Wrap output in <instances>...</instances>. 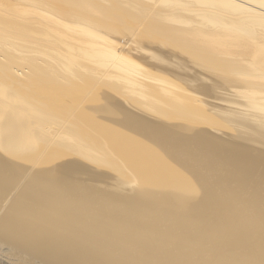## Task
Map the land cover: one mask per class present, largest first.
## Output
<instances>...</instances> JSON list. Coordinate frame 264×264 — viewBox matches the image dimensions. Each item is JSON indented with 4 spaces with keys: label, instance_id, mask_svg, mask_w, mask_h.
I'll list each match as a JSON object with an SVG mask.
<instances>
[{
    "label": "bare ground",
    "instance_id": "1",
    "mask_svg": "<svg viewBox=\"0 0 264 264\" xmlns=\"http://www.w3.org/2000/svg\"><path fill=\"white\" fill-rule=\"evenodd\" d=\"M114 22L141 61L157 59L151 38L160 37L238 87L225 82L224 106L203 111L212 85L166 86L163 74H151L159 65L147 72L100 33ZM161 57L177 73L179 57ZM82 85L95 94L79 122L59 120L64 104L56 115L39 103L44 89H70L68 97ZM197 116L213 131L203 132ZM80 120L101 135V150L84 142ZM40 144L50 147L47 157L78 149L119 174L123 162L131 192L81 187L72 172L59 181L54 165L41 170L42 187L38 168V178L26 172ZM256 146L264 149V0H0V236L68 264H264V151Z\"/></svg>",
    "mask_w": 264,
    "mask_h": 264
},
{
    "label": "rangeland",
    "instance_id": "2",
    "mask_svg": "<svg viewBox=\"0 0 264 264\" xmlns=\"http://www.w3.org/2000/svg\"><path fill=\"white\" fill-rule=\"evenodd\" d=\"M113 24H114V26H113ZM115 24L117 25V24H119V23H117V22H114V23H112V26H113V28H114V30H115V33H114V30L112 31V30H109V29H107V30H104V29H101V31H100V33L101 34H109V35H111V32H112V35H111V37H109V35L108 36H106V37H108L110 40H112L113 41V46H114V48H116V50L117 51H119V52H121V53H123V55H126L127 54V56L129 57L130 55H132V56H130V58H132L133 60H137V65L138 66H140V67H142L143 68V65H144V69H146V71L147 72H149V73H151L152 72V68H153V64L155 65V66H158L157 68H155V66H154V72H152L151 74L153 75L154 74V76L156 77V78H160L161 76H163L164 78H162V80H164V82L163 83H165L166 84V86H169V87H172V88H174V83H175V87H178V88H182L183 90H187L189 87H191V88H193V90L195 89V88H197V86H198V83L199 82H201V83H204V84H208V85H212L211 86V90H210V92L212 91V90H214V91H212V92H214V93H212L211 92V94H210V92L208 93V95H202L203 97L202 98H200L201 96L200 95H198V94H195L196 96L198 95L199 96V98H200V103L201 104H199V105H201L202 106V108H204L203 109V111H206V112H208V113H210V114H217L218 113V109L219 108H222V106L221 105H223L224 103L222 102L223 100H221V98L222 99H224V100H226V98H227V100H228V98H230L228 95H227V92L225 91V89L227 90V88L229 87V86H227L228 84L230 85V89L231 88H233V87H238V86H234L235 84L234 83H231V82H227V80L226 79H224V77H222L221 76V74H219V73H217V72H213V71H211L210 69H208L207 70V68H205L204 67V69H206V70H204L203 69V66H200V64L199 63H194V61L190 58V57H186V56H184L185 54L184 53H181V52H179V51H176V52H174V50L172 49L173 48V46H175V44L173 43V42H170V41H166V40H164V39H161L160 37H157V39L158 40H154V38H151V39H153V41H154V44L155 45H153V49H154V54H155V57H157V59H150V63H147V62H144L143 60L141 61V59L138 57H136L135 55L133 56V50L131 51V52H129V54H128V45H126L125 43H127L126 41H127V38H125V37H123V35H125V29H123L122 30V28H124L123 26H121L120 24H119V27L121 28H119V27H116L115 26ZM116 28V29H115ZM120 30V31H119ZM117 31V32H116ZM119 32H123V34H121L120 35V33ZM106 34V35H107ZM119 34V35H118ZM105 36V35H104ZM112 37H114V38H112ZM119 37V38H118ZM118 38V39H117ZM125 38V39H124ZM132 40H134L133 38H132ZM131 40V41H132ZM161 41V42H160ZM125 42V43H124ZM156 42V43H155ZM160 42V43H159ZM162 42H165V43H168L169 45L167 46L166 44H161ZM119 43V44H118ZM162 45V46H161ZM154 46H155V48H154ZM172 46V47H171ZM126 47V48H125ZM151 48H152V46H150ZM165 47H169V48H167L168 50H166V48ZM171 47V48H170ZM149 48V47H148ZM150 48V49H151ZM165 48V49H164ZM153 49H151L152 51H153ZM157 49H158V52H156L157 51ZM160 49V50H159ZM161 49H163V53H161L162 51H161ZM170 49V50H169ZM129 50H131V49H129ZM160 51V52H159ZM173 51V52H172ZM125 52H126V54H125ZM166 52V53H165ZM170 53V54H168V53ZM159 53V54H158ZM163 54V55H162ZM167 55V57L168 56H170V58H173V59H175L176 57L178 58V62L180 63L178 66H179V68L176 70V72L177 73H175V74H179V75H181V77H179L178 75L176 76L174 73H171L170 72V68L167 66V64L166 63H164V62H161V61H159V59H160V57H161V59H163V60H166L167 59V57L165 58V56ZM180 54H182L181 56H179ZM161 55V56H160ZM174 55H177L176 57L174 56ZM164 56V57H163ZM174 56V57H173ZM181 57V58H180ZM184 57L185 58H187V59H185L184 60ZM137 58V59H136ZM177 58L175 59V60H177ZM183 58V59H182ZM140 61H141V63H140ZM180 61H185V62H180ZM193 62V63H190V62ZM143 62V63H142ZM159 62V63H158ZM142 64V65H141ZM150 64H152V65H150ZM185 64V65H184ZM187 64V65H186ZM145 65H147V66H145ZM149 65H150V67H149ZM160 65H161V67H160ZM163 65H165V66H163ZM183 65V66H182ZM196 65H197V67H196ZM169 68H167V67ZM177 66V65H176ZM181 66V67H180ZM188 66V67H187ZM146 67H149V68H146ZM160 67V68H159ZM192 68V69H191ZM196 68H197V70H196ZM199 68H200V71H199ZM160 69V70H159ZM164 69V70H163ZM165 69H166V71H165ZM195 69V70H194ZM157 70V71H156ZM167 70H169V71H167ZM192 70V71H191ZM203 70V71H202ZM145 71V70H144ZM162 73H161V72ZM191 71V72H190ZM200 72V74H199V72ZM206 71V72H205ZM212 73H211V72ZM186 72V73H185ZM203 72V73H202ZM156 73V74H155ZM171 73V74H170ZM192 73H193V75H192ZM195 73V74H194ZM206 73V74H205ZM216 73V74H215ZM160 74V75H159ZM163 74V75H162ZM203 74H204V76H203ZM218 74V75H217ZM175 77H174V76ZM160 76V77H159ZM167 76H168V78L169 79H167ZM183 76V77H182ZM192 76V77H191ZM207 76V77H206ZM210 76V77H209ZM213 76V77H212ZM178 77V78H177ZM186 77V78H185ZM189 77H191L192 78V80H191V78H189ZM203 77H204V79H203ZM87 77H85V79H86ZM209 78V79H208ZM212 78H213V80H212ZM219 78H222V79H220L219 80ZM82 79H84V78H82ZM173 79V80H172ZM176 79H178V80H176ZM184 79V80H183ZM186 79V80H185ZM187 79H189V80H187ZM171 80V81H170ZM191 80V81H190ZM199 80H202V81H199ZM223 80H225L223 83H222V81ZM174 81H176V82H174ZM186 81V82H185ZM188 81H189V83H188ZM206 81V82H205ZM182 82V83H181ZM225 82H227V85H226V83ZM173 83V84H172ZM178 83V84H177ZM194 83V84H193ZM212 83V84H211ZM219 83H222V86H220V84ZM231 83V84H230ZM188 84H189V86H188ZM190 84H191V86H190ZM197 84V85H196ZM214 84V85H213ZM224 84H225V86H224ZM233 84V85H232ZM176 85H178V86H176ZM83 86V85H82ZM180 86V87H179ZM182 86V87H181ZM186 86H188V88L186 87ZM196 86V87H195ZM216 86V87H215ZM227 86V87H226ZM233 86V87H232ZM86 87L87 86H83L82 87V90L81 91H76L75 89V91L72 89L71 90V92L74 94V92H76V93H78V94H74V95H72V93L69 95L68 94V97H66L67 96V93L68 92H70V89H64L65 90V94L66 95H64V93H63V90L62 89H60V90H62V94L64 95H62L61 93H59V92H61L60 90H59V92H58V90H56L58 93L56 94L55 93V91H53V89H51L52 91H50V93L51 94H47L48 92H46L47 90L46 89H44V88H46V87H44V88H41L42 89V91H43V89L45 90V92L43 91L42 93H44L43 95L44 96H42L43 97V99L42 98H39V103L42 105L46 100V103H44L43 105H42V108H44L43 106H45L46 108H47V106H48V108H49V106L50 107H52V106H54V107H52V108H47L48 109V111L50 110L51 112H53V111H55V113L54 114H56L57 115V113L58 112H56V111H58V109H59V111L61 110V108L64 106V108H62V110L63 111H61L58 115H59V117H61L60 119H59V117H58V119L60 120V121H62V118H63V121H67L68 120V122L70 121V122H74V123H76V122H79V120H78V118L80 117L79 115H77L78 113H79V109H81V108H83V106L85 105V102L86 103H88V98H89V96L91 97V95H94L95 94V90L94 89H91L90 87L89 88H87L86 89ZM184 87H186L185 89H184ZM195 87V88H194ZM221 89H220V88ZM224 87H225V89H224ZM59 88V87H58ZM191 88H189V90H192ZM228 88V89H229ZM55 89H57V88H55ZM69 90V91H68ZM84 90H87V91H84ZM89 90H91V91H89ZM220 90V91H219ZM222 90V91H221ZM223 90H224V92L226 93V94H222L223 93ZM34 91V90H33ZM68 91V92H67ZM26 92V91H25ZM67 92V93H66ZM79 92H81L80 94H79ZM85 93V96H84V94L83 93ZM93 92V93H92ZM37 92H35L34 94H36ZM41 93V94H42ZM46 93V94H45ZM54 93L56 94V95H54ZM87 93H89L88 95H87ZM82 94H83V96H82ZM217 94V95H216ZM48 97H47V96ZM57 95H58V97H57ZM60 95H62L63 97V99L61 98V96ZM76 95V96H75ZM77 95H78V98H77ZM209 95H211V97L209 96ZM51 96H53V97H51ZM55 96V97H54ZM79 96H82V97H80L79 98ZM222 96V97H221ZM225 98H224V97ZM46 99H45V98ZM50 97H51V99H50ZM86 97H88V98H86ZM75 98V99H74ZM216 98V99H215ZM27 99V98H26ZM29 100L31 99V97L30 98H28ZM48 99H49V101H48ZM68 99H69V101H71V100H74V101H71V102H69L68 101ZM77 99V100H76ZM85 99V100H84ZM93 98H90L89 99V102L92 100ZM114 99V98H113ZM118 99V98H117ZM116 98L114 99V101L115 100H117ZM36 100H38V98H35V99H31V101H34V102H36ZM42 100V102L43 103H41L40 101ZM50 100H51V102H50ZM75 100H76V102H75ZM53 101V102H52ZM65 101V102H64ZM69 102L68 104H67V102ZM80 101V103H78ZM219 101V102H218ZM38 102V101H37ZM48 102V103H47ZM75 102V103H74ZM117 102L118 103H121L120 105H124V103H126L125 101H123L121 98H119L118 100H117ZM212 102V103H211ZM50 103H52V104H50ZM53 103H55V104H53ZM60 103V104H59ZM70 103H71V105H75V107L77 108H73L74 106H71L70 105ZM77 103L79 104V105H77ZM50 104V105H49ZM62 104H64V105H62ZM128 104V103H127ZM127 104H125L124 106L125 107H128L127 106ZM214 104H216V105H214ZM58 105V106H57ZM219 107H218V106ZM70 106V107H69ZM82 106V107H81ZM224 106V105H223ZM57 108V110H56V108ZM58 107H60V108H58ZM67 107H69V108H67ZM79 107V108H78ZM166 108H167V110H169V111H171L172 110V106H170V105H166L165 106ZM55 109V110H52V109ZM73 109L72 111L71 110H69V109ZM129 109L130 110H133V111H137V110H135V109H133V108H130L129 107ZM66 111V116L64 115L65 113V111ZM67 110L69 111V114H67ZM62 112H63V114H62ZM74 112V113H73ZM77 112V113H76ZM64 117H63V116ZM69 115V116H68ZM65 118V119H64ZM83 118V117H82ZM197 119H199V120H201L200 121V124H199V126L201 127V129H202V131L203 132H205V131H207L208 129L210 130V132L211 131H213V130H211L212 128L211 127H208L206 124H205V122H207V120H206V118H204V117H202V116H197L196 117ZM67 119V120H66ZM178 119V118H177ZM182 118H180V120H181ZM179 120V119H178ZM80 122H81V120H80ZM79 124V123H78ZM82 129V132H81V134H84V135H82V136H84L83 137V140H85L84 142H94V143H92L91 145H90V143H86V144H89L88 146L91 148V150L93 151V152H97V151H99V148H100V150H101V148H102V145L100 146L98 143H100L101 142V140H100V136L101 135H99L98 133V135L96 134V132H94V130H89L90 128L87 126V125H85V123H83V122H81V124L79 125ZM86 126H87V128H86ZM86 129H84V128ZM89 128V129H88ZM86 131H91V132H87V134H86ZM84 132V133H83ZM219 133L221 132V130L220 131H218ZM91 137H90V136ZM95 135V136H94ZM220 136H222L223 138H225V139H227L228 138V136H226V134L224 133V132H221V134H219ZM89 136V137H88ZM97 137V138H96ZM99 137V138H98ZM84 138H87V139H84ZM91 138V139H90ZM90 139V140H89ZM100 141V142H99ZM96 142H97V145H96ZM250 145H251V143L250 142H248ZM100 144H102V143H100ZM92 145H95V148H93L92 149V147H94V146H92ZM100 147H99V146ZM41 146H42V144H40V145H38V147L36 146V152L35 153H37L38 154V151H39V154L37 155L38 157H36V160L34 161V163H35V165H34V163H33V165L32 164H29V165H31L32 166V170H31V167L29 166V165H27L26 167H28V169L26 168V172H27V174L28 175H30V172L29 171H31L32 173H31V175H34L35 174V177L36 178H38L39 176V183H40V185H42V187L43 186H45V184L48 182L46 179H47V177H45V175H43V177H44V179H43V177L41 176L42 174H46V172H48L49 170L47 169V168H49L48 166L50 165H56L55 167L53 166V168H52V166H51V168H52V170L53 171H56L57 173H58V176L57 177H59V181H61V179L60 178H63V176L65 177V176H68L69 175V173H71L72 172V174L74 175L73 177H72V174H71V177L72 178H75L74 180L70 177V175H69V177L71 178L70 180H69V177H68V180L69 181H77V179H78V183H80V185H81V187H83L84 185H89V186H91V187H87L88 189H90V188H92L93 186L92 185H94L95 187H96V185H98V184H100L101 183V185L100 186H102L104 189H108V190H110L111 189V185L113 186L112 187V189H111V191L113 190L114 191V189H115V191L117 190L118 191V189H119V191L120 192H122V193H124L125 195L126 194H129L131 191H130V189H131V187H133V183H132V185H131V181H132V174H131V172H129V169L127 168V166L125 167V164H124V166L122 165L123 164V162H121V164L119 163V166L121 167V169L123 170L122 171V173H126L125 175H127L126 176V178H125V175L124 174H122V176H123V178H121L122 176H121V174H119L116 170L114 171L112 168H111V166H109V165H106V164H104V165H102V164H100V163H95V162H92L90 159H88V158H84V157H82V156H78V149H72V150H70V152H68V153H65V152H59V154H57V158H55V157H53V158H55V159H52V157L51 156H49V157H47L46 156V154L49 152V149H50V147H49V149H48V146H45V148H44V145H43V147L41 148ZM96 147H98L97 149H96ZM257 148H258V151H259V153H261L260 151H264V149H261V148H259L260 146H256ZM44 148V149H43ZM41 149H42V151H41ZM58 148H56L55 147V150L56 151H60V150H57ZM105 149H106V147H105ZM105 149H103V150H105ZM45 150V151H44ZM43 151H44V153H43ZM48 151V152H47ZM42 152V153H41ZM45 152H47L46 154H45ZM107 152L109 153L110 152V150H107ZM257 152V151H256ZM65 153V155L63 156L62 154H64ZM107 153V154H108ZM112 152H110V154H111ZM41 154V155H40ZM61 154V156H58V155H60ZM67 154V155H66ZM262 154H263V152H262ZM46 156V161L43 159L44 158V156ZM68 155H70V156H68ZM264 155V154H263ZM42 156H43V158H42ZM68 158H67V157ZM22 157H25V156H22ZM67 159H66V158ZM79 157V158H78ZM82 157V158H81ZM47 158H48V161H47ZM50 158V159H49ZM62 158H63V160H62ZM75 158V159H74ZM76 158H77V160H76ZM44 160L45 161V163L44 164H46V162H47V164H48V162H49V164L47 165L46 164V168L45 167H43V165H40V160ZM64 159H65V161H64ZM53 160H56V163L55 162H52ZM58 161H61V162H63L64 161V163H65V165L64 166H67V167H65V170L67 171L68 169H69V171H67V173L65 172V170H63L64 169V166H62L61 167V169H60V167L59 166H57V162ZM67 161V162H66ZM68 161H69V163H68ZM85 161V162H84ZM119 161V160H118ZM213 162V161H212ZM38 163V164H37ZM53 163V164H52ZM59 163V162H58ZM67 163V164H66ZM71 163L73 164V166L71 165ZM79 163V165H76V164H78ZM88 165V166H85L86 164ZM91 163V164H90ZM85 164V165H84ZM36 165H38V166H36ZM76 165V166H75ZM92 165V166H91ZM34 166H35V168H34ZM41 166V167H40ZM74 166H75V168H74ZM78 166H80V169H79V167ZM89 166H91L90 168H89ZM30 167V168H29ZM40 167V168H39ZM73 167V168H72ZM229 167V166H228ZM39 170H38V169ZM51 168H49V169H51ZM68 168V169H67ZM76 168L78 169L77 171H76ZM33 169H35V170H33ZM38 170V174H37V170ZM81 169H82V172H84L83 174H85V175H87V177H89V178H87L86 176L84 177L83 175H81L82 174V172H81ZM86 169H87V171L88 172H90L92 175H93V177L91 176V174L89 175V173L86 171ZM88 169H90V170H92V171H90V170H88ZM41 170H44V171H42L41 172ZM45 170H47V171H45ZM58 170V171H57ZM59 170H62L61 172L59 171ZM110 171V172H109ZM128 171V172H127ZM25 172V173H26ZM42 174H41V173ZM44 172V173H43ZM80 172H81V174H80ZM88 173V174H86V173ZM52 173H54V172H52ZM110 173V174H109ZM130 173V174H129ZM41 174V175H40ZM37 175H38V177H37ZM95 175V176H94ZM80 176H83L82 178L80 177ZM91 176V177H90ZM97 176V177H96ZM112 176V177H111ZM131 176V177H130ZM78 177V178H77ZM99 177V178H98ZM107 177H109V181H108V178ZM115 177V178H114ZM129 179H128V178ZM43 179V180H40V179ZM96 179L95 181L93 180V179ZM103 178V179H102ZM107 178V179H106ZM114 178V179H113ZM118 178V179H117ZM120 178V179H119ZM85 179V180H84ZM88 179H90V180H88ZM100 179V180H99ZM122 179V180H121ZM111 180V181H110ZM121 180V181H120ZM128 180V182H125V181H127ZM75 181V182H76ZM87 181V182H86ZM89 181V182H88ZM101 181V182H100ZM108 181V182H107ZM82 182H86V183H82ZM91 182H93L94 184H92ZM97 182H99V183H97ZM112 182V183H111ZM114 182H115V184H114ZM87 183H89V184H87ZM90 183H91V185H90ZM96 183V184H95ZM104 183V184H103ZM119 183H120V185H119ZM124 183V184H123ZM123 184V185H122ZM104 185H106V187H108V188H105V186ZM129 185H131V186H129ZM15 186V185H14ZM13 186V187H14ZM99 186V185H98ZM115 187V188H114ZM87 188H84V189H87ZM83 189V190H84ZM0 205H1V203H0ZM1 237H2V239H1ZM6 240V241H4V240ZM8 239L5 237V236H0V264H68V263H64V261H61V260H56L55 258H53V257H50V256H48V255H42V252H38L37 250V252L35 251V250H33L32 248H30V247H26V249H25V244H23V243H19L18 241H16L15 242V240H8ZM11 242V244H10V242ZM9 243V244H8ZM14 243H16L15 245H14ZM5 244H8V245H11V246H8V245H5ZM19 244L21 245V248H20V246H19ZM6 247H5V246ZM13 246V247H12ZM12 247V248H11ZM18 247V248H17ZM15 248V249H14ZM23 248V249H22ZM17 249V250H16ZM28 249V250H27ZM32 249V250H31ZM18 250H20V252L18 251ZM26 250V251H25ZM5 251V252H4ZM24 254H23V253ZM36 253L37 254V256H38V258L36 257V255H35V253L34 254H32V253ZM39 253H41L40 255H39ZM5 254V255H4ZM29 254V255H28ZM28 255V256H27ZM33 255V256H32ZM30 256H32L31 258H30ZM42 256V257H41ZM48 256V257H47ZM8 257V258H7ZM35 257V258H34ZM47 257V258H46ZM18 258V259H17ZM43 258V259H42ZM34 259V260H33ZM42 259V260H41ZM47 259H48V261H47ZM51 259V260H50ZM56 260V261H54V260ZM7 260V261H6ZM44 260H46L45 262H44ZM24 261V262H23ZM54 263H53V262ZM49 262V263H48ZM52 262V263H51ZM59 262V263H58Z\"/></svg>",
    "mask_w": 264,
    "mask_h": 264
}]
</instances>
